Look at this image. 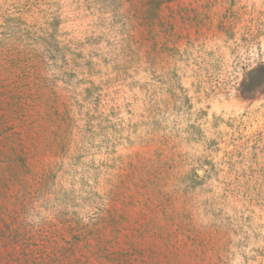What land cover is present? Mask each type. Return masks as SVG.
Segmentation results:
<instances>
[{"label":"rangeland","instance_id":"374dc122","mask_svg":"<svg viewBox=\"0 0 264 264\" xmlns=\"http://www.w3.org/2000/svg\"><path fill=\"white\" fill-rule=\"evenodd\" d=\"M261 62L264 0H0V264H264Z\"/></svg>","mask_w":264,"mask_h":264},{"label":"trees","instance_id":"16d2710c","mask_svg":"<svg viewBox=\"0 0 264 264\" xmlns=\"http://www.w3.org/2000/svg\"><path fill=\"white\" fill-rule=\"evenodd\" d=\"M259 67H260L259 71H260V76H261V77L260 76L259 77L262 78V79H258V80H260L262 82V84H264V77H263L264 76V62H261ZM243 96L252 98V95H249V94L243 95Z\"/></svg>","mask_w":264,"mask_h":264}]
</instances>
